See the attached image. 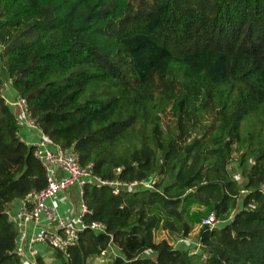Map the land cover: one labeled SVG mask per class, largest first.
Returning a JSON list of instances; mask_svg holds the SVG:
<instances>
[{
	"label": "trees",
	"instance_id": "1",
	"mask_svg": "<svg viewBox=\"0 0 264 264\" xmlns=\"http://www.w3.org/2000/svg\"><path fill=\"white\" fill-rule=\"evenodd\" d=\"M2 68L96 176L155 179L118 195L86 185L85 220L106 232L85 231L60 264L108 247L110 264H264V0H0V85ZM15 131L0 98V264H19L4 210L45 182ZM237 200L229 222L199 228L196 252L153 240L168 220L185 237Z\"/></svg>",
	"mask_w": 264,
	"mask_h": 264
},
{
	"label": "built area",
	"instance_id": "2",
	"mask_svg": "<svg viewBox=\"0 0 264 264\" xmlns=\"http://www.w3.org/2000/svg\"><path fill=\"white\" fill-rule=\"evenodd\" d=\"M0 85V98L13 113L15 120V137L26 147L32 148V155L38 161L44 172V186L39 190H31L23 198L12 202L4 210L5 216L11 221L15 230L13 253L18 257L19 264H39L54 253L68 257V251L74 248L85 231L105 234L106 227L97 221L86 222L85 217L90 211L83 201V188L93 185L96 188L111 187V194L118 195L121 189L135 188L153 189L155 179H140L120 181L118 178L102 180L93 173L92 165H81L78 156L68 148H62L54 143L31 117L27 102L11 89L10 80ZM25 130L32 139L24 140L20 135ZM28 137V138H29ZM56 171L63 176L56 177ZM120 168L115 169L119 173ZM70 187H76L78 204H69L68 216H63L59 210V202H54L57 196L65 195ZM241 191L240 194H243ZM64 196L62 197V200ZM65 202H68L65 196ZM232 212V211H231ZM223 219L209 214L201 220V226L213 228L229 222L232 213ZM196 239L192 251L199 249ZM107 250L100 252L101 257L108 255Z\"/></svg>",
	"mask_w": 264,
	"mask_h": 264
},
{
	"label": "rangeland",
	"instance_id": "3",
	"mask_svg": "<svg viewBox=\"0 0 264 264\" xmlns=\"http://www.w3.org/2000/svg\"><path fill=\"white\" fill-rule=\"evenodd\" d=\"M210 6H211V1H209ZM201 3V1H199L197 3V5ZM1 75H2V81L7 83L8 80L6 79L5 76V71L2 68L1 69ZM168 117L167 116H163L162 122L163 124L167 123L168 121ZM25 130H21L20 135L23 137L24 140H27V142H30L32 139H30V137L28 138L27 136H25L24 134ZM236 161H232L230 162V164L228 165V170L231 173V175L234 178H238L239 181V172L237 171V165L235 163ZM157 178L156 181H158ZM167 181V178L165 179V182ZM239 207V205L237 203H235L233 209L231 210L233 213L237 208ZM213 214V213H210ZM214 215V214H213ZM178 225L179 223L177 221H175L174 219L168 220V222H164L161 226V228L158 231H155L153 234V240L155 242L164 240L166 241L168 244L172 245L173 247H180L182 246H193L195 244V239H196V235H197V231H198V225L196 226H192L187 235L184 237L181 235V233L179 232L178 229ZM114 254V250L113 247H110V249L108 250V255L101 257H95L92 259L87 260L86 264H110L111 260H112V255ZM46 264H60V259H50L48 261H45Z\"/></svg>",
	"mask_w": 264,
	"mask_h": 264
},
{
	"label": "crops",
	"instance_id": "4",
	"mask_svg": "<svg viewBox=\"0 0 264 264\" xmlns=\"http://www.w3.org/2000/svg\"><path fill=\"white\" fill-rule=\"evenodd\" d=\"M24 134H25V136H27V137H29L30 135L27 133V132H24ZM63 176V173L61 172V171H56V177L57 178H60V177H62ZM65 195H61V196H57L55 199H54V202L56 203V202H59V210H60V212H61V214L63 215V216H68V212H67V210H68V208H69V204L71 203V204H74V205H77L78 204V199H77V196H76V194H77V189H76V187H70V188H68L66 191H65V193H64ZM64 196V199L62 200V197ZM65 196H67V198H68V202H65L64 203V201H65ZM236 203L239 205V200H237L236 201ZM235 212V211H234ZM233 212V213H234ZM232 213V214H233ZM198 232V231H197ZM195 241H196V239H195ZM51 259V257L49 256V255H47L46 257H45V260H42V262L43 263H45L46 264V262L45 261H48V260H50Z\"/></svg>",
	"mask_w": 264,
	"mask_h": 264
}]
</instances>
